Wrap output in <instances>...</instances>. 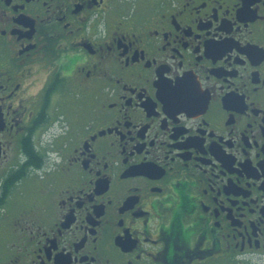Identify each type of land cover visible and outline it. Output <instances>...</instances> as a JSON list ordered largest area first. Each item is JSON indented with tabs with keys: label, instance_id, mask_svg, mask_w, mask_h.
I'll return each mask as SVG.
<instances>
[{
	"label": "flooded vegetation",
	"instance_id": "1",
	"mask_svg": "<svg viewBox=\"0 0 264 264\" xmlns=\"http://www.w3.org/2000/svg\"><path fill=\"white\" fill-rule=\"evenodd\" d=\"M0 264H264V0H0Z\"/></svg>",
	"mask_w": 264,
	"mask_h": 264
}]
</instances>
